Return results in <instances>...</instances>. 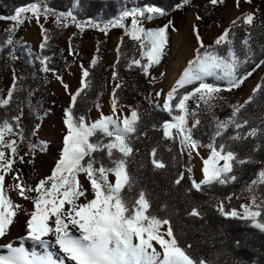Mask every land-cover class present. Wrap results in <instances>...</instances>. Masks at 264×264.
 <instances>
[{
    "label": "trees",
    "instance_id": "1",
    "mask_svg": "<svg viewBox=\"0 0 264 264\" xmlns=\"http://www.w3.org/2000/svg\"><path fill=\"white\" fill-rule=\"evenodd\" d=\"M32 2L41 3V0H0V15L14 14L16 7ZM195 2L196 0H192L191 5L184 6L183 0H82L81 6L73 9L78 0H43V3L57 10H74L79 19H91L101 24L116 18L124 7L155 5L165 8L169 14L162 19L171 22L173 27L169 31V45L161 64L151 70V77L154 78L157 70L165 64L172 35L177 28V22L172 18L177 13L193 8ZM176 4L182 7L173 11ZM253 4L258 15L251 23L246 24L242 17H239L237 23H232L229 27L232 45H221L218 49L214 42L206 45L217 49L223 55H226L231 47L240 62L239 71L252 72L253 75L239 88L213 94L219 99V103L213 107L198 104L194 97L189 101V107L195 108L196 104L199 107L196 108L195 114L187 115L185 122L186 124L190 119L193 120L192 135L203 145L201 148L209 149L206 145L214 142L217 148L224 146L226 155L232 154L231 172L223 173L219 180L201 185L199 189L194 186L191 174L192 158L182 143L180 134L176 133L171 139L164 138L163 122L171 118L162 108H156L151 99L155 84H151L150 77H145L139 69L128 68L133 59L141 58L142 52L138 42L125 35L118 51L119 63L116 64L118 77L124 79L125 83L116 90V95L120 101L118 107L132 105L137 114L130 132L124 135L129 153L123 154L109 148V145L112 146L118 140L116 137H103L102 133H97V136L92 138L93 142L99 140L98 150L94 154L97 167L101 164L111 173L122 166L126 171L127 180L117 195L127 215L133 217L137 210L141 211V201L145 200L147 209L144 212V225L149 227L152 222L169 224L173 237L172 246L184 254L186 264H264V234L252 228L250 222L224 219L218 213L219 203L228 210L235 207L236 210L242 211V203L238 197L264 173V88H259V84L264 80V73L250 98L238 107L239 111L221 101L223 98L243 94L264 70L261 65L264 61V0H253ZM197 11L200 19L196 22V28L201 35H204L209 27L222 21L223 7L219 4H208ZM52 20L53 24L48 30L50 38L43 55L52 57L49 67L58 75L67 70V64L62 60V49L58 45L59 39L67 30H75L71 40L73 49L81 45L85 37H102L98 46L99 59L96 67L92 68L91 62L83 65L90 71V76L85 81L90 87L85 88L77 98L75 109L76 114L85 115L90 124V113L106 91V59L112 36L115 32L123 30L111 29L107 35L94 29H86L81 33L74 25L60 28L54 19ZM10 23L13 24L10 21H0V27ZM126 23L130 27V19ZM143 26L148 28L147 23ZM7 39L8 34L0 36V47L4 49L0 53V92L4 88L3 79L9 68V53L17 49L15 43L14 46H8ZM249 53L251 55L247 63H243ZM17 54L19 58L16 65L19 72L15 85L18 90L13 92L8 107L0 108V123L5 118L15 123L12 117L22 112L21 125L25 135L22 143H27L34 151L43 150L45 146L35 140L33 128L39 127L41 117L46 114L44 104L57 105L58 100L47 86L40 62L31 63L21 51ZM207 82L227 88L225 81L210 78ZM187 90L180 92L183 94ZM234 112L236 115H233ZM229 118L231 123H228ZM220 123H226L227 129L223 135L212 141L215 134L221 131L218 128ZM232 177L236 178L235 182ZM221 180L224 181L223 186ZM255 193L263 200L261 206H264V182L257 186ZM235 241H239V248L234 246Z\"/></svg>",
    "mask_w": 264,
    "mask_h": 264
},
{
    "label": "snow or ice",
    "instance_id": "2",
    "mask_svg": "<svg viewBox=\"0 0 264 264\" xmlns=\"http://www.w3.org/2000/svg\"><path fill=\"white\" fill-rule=\"evenodd\" d=\"M251 3V0H246ZM82 0L73 6V9L81 6ZM192 0H183V5H191ZM211 5L223 3V0H210ZM240 0H236L237 7ZM182 6L176 4L173 11L179 10ZM169 13L165 8L155 5H146L143 7H124L119 15L109 20L107 23H95L91 19L82 20L74 10H57L43 3H28L25 6H18L14 9V14L4 16L0 15V21L13 22V26L7 29V45L14 46L13 36L18 26L26 22L35 20L43 34L44 42L40 44L39 62L42 65L44 73L52 72L56 80L64 87L70 97V104L63 112L62 124L66 129V134L62 138V152L50 175L39 179L34 187L28 186L21 178L20 172L14 169V165L19 162H25L24 156L19 153L20 142L25 139L24 129L21 125L23 113L12 117L15 123L10 119H3L0 123V264H182L183 253L176 249H169L165 259L161 260L159 253L153 249V241L162 246L165 241L157 236L154 228L144 225V215L137 210L133 217L127 215L126 209L120 202L117 195L123 174L116 170L109 172L108 169L98 163L94 154L97 152L98 142H93L92 138L97 133H102L103 137L119 138L122 131L131 130V125L136 121L137 114L131 113V119L124 118V128L121 129L117 107L120 104L116 95V89L112 93L111 111L113 115H103L92 123H88L85 115H77L75 112L77 98L85 88L90 84L85 82L90 76V71L83 68L82 84L78 91L73 94L69 91L68 84L64 83L63 77L49 67L52 57L43 55L49 41V31L41 23V19L47 22L50 18L54 19L57 27L66 28L69 24L74 25L78 32H84L86 29L98 30L107 35L111 29H122L125 36L132 41L138 42L139 49L142 52L140 59H133L128 65L131 69L135 67L145 77H150L149 82L155 84V78L151 77V70L159 66L166 54L169 45V31L173 25L171 22L155 28H146L143 25L151 22L157 17H166ZM130 19V27L126 23ZM200 19V17H197ZM254 19V14H244L242 20L249 24ZM237 22L233 21V25ZM230 30L224 31L215 41L217 49L221 45H232L233 41L229 39ZM196 40L198 47L195 48L193 58L189 59L187 66L176 81L174 87L166 94V99L162 105V110L171 118L163 122L162 131L164 138H174L176 133L181 136L182 143L187 141L193 151L198 150L203 145L197 141L191 128H185L184 124L188 114H195L196 108L189 107V101L199 95H206L209 98L213 94L222 91H232L242 86L244 81L253 75L252 72L239 71L240 62L236 59L232 48L229 47L227 54L223 55L217 49L206 46L199 31L196 30ZM4 49L0 47V53ZM72 54L71 47L69 55ZM12 60L18 59L14 51L9 53ZM247 63L250 53L246 54ZM98 59L91 60V67L95 68ZM119 63V61H117ZM264 66V61L261 62ZM117 72H113V80L117 78ZM210 78L216 81H225L227 88H221L214 83L207 82ZM191 88V90H187ZM259 88H264V80L259 84ZM13 84L12 90L7 93V99L0 98V108H7L13 98V92L17 91ZM180 90H187L181 94ZM255 91V90H254ZM163 94V90L157 93V97ZM150 98V97H149ZM175 102V103H174ZM160 108L159 104L155 105ZM101 106L98 107V109ZM236 111H239L237 108ZM236 115V112L233 113ZM229 118L228 123H231ZM198 123V121H196ZM218 131L213 137L223 135L227 129L226 123L218 124ZM38 128H33V134ZM12 137L6 140L5 136ZM112 146L109 145V148ZM209 148L210 156L203 160L205 167L202 168V175L206 177L203 184H209L219 180L225 172H231L230 161L233 159L231 153L225 154L224 146L217 148L214 142L206 145ZM6 150H10L11 155H6ZM87 158V161H86ZM221 161L224 164L221 165ZM81 174H85L90 183L92 197L88 199L86 190L83 188L79 179ZM114 175L117 180L110 181L109 176ZM6 178L11 182L6 186ZM183 179V177H181ZM235 177L232 181L235 182ZM197 189L201 187L195 179H192ZM179 183V181H177ZM224 185V181H220ZM11 192H17L24 201H30L33 210L30 212L22 205L14 203L10 197ZM34 193V195H31ZM86 202H80L81 198ZM231 200V197H228ZM242 211L233 207L228 210L221 206L218 209L219 215L224 219H239L250 222L251 227L264 234V206L258 204L255 198L251 199L250 204L241 206ZM23 212L25 221L22 227L25 228V235L18 238L14 243L10 237V230L18 213ZM26 242H31L32 249L26 246ZM234 246L239 248V241L234 242ZM58 249L62 254L52 249ZM39 249V250H37Z\"/></svg>",
    "mask_w": 264,
    "mask_h": 264
},
{
    "label": "rangeland",
    "instance_id": "3",
    "mask_svg": "<svg viewBox=\"0 0 264 264\" xmlns=\"http://www.w3.org/2000/svg\"><path fill=\"white\" fill-rule=\"evenodd\" d=\"M210 3V0H196L194 7L188 9L185 12L177 13L172 19L174 22H177V28L174 31L170 43V50L167 54V59L165 60V64L163 67L159 68L155 75V85L151 95V99L155 104H159L162 108V105L166 99V94L171 90L172 87L175 86L174 80L177 77L175 74V69L173 67L176 61H183L184 67L187 66V62L189 59L193 58L195 48L198 47V42L196 40V22L198 21V8H202ZM223 7L222 21L218 24H214L209 27L202 37L205 45L213 43L224 31H228L229 27L236 21L239 17H243L244 14H254V17L258 15V11L253 4V0L251 3H247L246 0H240L239 6L236 5V0H223V3H218ZM197 8V9H196ZM253 20V19H252ZM41 23L44 24V27L49 30L50 26L53 24V20L50 19L47 22L41 19ZM168 22L161 17L154 18L151 22H147L148 28L160 27ZM13 24L10 23L3 27H0V36L3 34H8L7 29L12 27ZM75 34V30L73 28L67 30V32L59 39V46L62 49L63 58L62 60L67 64V70L60 74L63 77L64 83L68 84L69 91L75 94L82 86V71L83 68L81 65H84L87 62H91L92 59H99L98 46L102 42V37L99 35H94L92 37H85L81 45L77 48L73 49L71 46V40ZM124 32L119 30L115 32L112 36L108 55L106 59V68H107V85L105 93L100 97L97 103L94 106V109L90 113L91 123L100 118L101 114L103 115H113L111 111V99L113 90L116 89V85H120V87L125 83L124 79L118 77L113 80V72H116V64L119 58V47L121 45L123 39ZM14 42L17 45V49H14V53L16 57L19 58L17 52L21 51L27 56L28 60L32 63L34 61H39L40 52V44L44 42L43 34L39 25L36 24L35 20L31 22H26L22 26H18L17 31L13 36ZM71 47L72 54L69 55V49ZM12 51V52H13ZM18 59L12 60L9 58V68L6 70V76L3 79V90L0 92V98L7 99V93L12 90L13 84L16 82L18 69L17 63ZM42 70V65H41ZM183 71V70H182ZM182 71L179 74H182ZM43 72V71H42ZM264 73V70L261 71L257 79L252 82L247 90L243 94L234 95L231 98H223L222 102H226L228 106L232 109H236L241 107L252 95L254 90H256L260 77ZM45 78L48 83V88L51 90L52 94L56 97L57 105H52L51 103H45L44 109H46V114L41 117L42 122L38 127V131L35 132V140L44 144L45 148L43 150L34 151L29 147L27 143H22L18 141L19 145V153L24 156L25 162L14 165V169L20 172L21 178L23 179L26 174V169L32 171V173H37L41 170L42 167H48L52 163H54L57 158L60 157L58 154H53L49 151L53 146H63L62 138L66 133V129L62 124L63 112L70 104V97L65 91L63 85L55 79L52 72L44 73ZM117 90V89H116ZM163 90V94L157 97V93ZM196 102L198 104H206L208 106H215L219 103V99L217 96L213 95L209 98L206 95H197ZM101 108L98 109V107ZM135 112L134 107L132 105H124L121 107H117V113L115 115L119 116L121 129L124 128V118L127 116L131 119V113ZM185 128H191L193 130L194 123L193 120L190 119L186 124H184ZM129 131H122L118 140L112 145L110 148L116 149L123 154H128L129 149L126 145V141L124 135L128 134ZM6 140L12 139V137L5 136ZM187 152L191 156L192 160V168L191 174L192 179L194 178L197 183L203 184L205 176L201 177L198 172L193 169V155L189 150V143L187 141L183 142ZM203 158L207 160L210 156V149L199 148ZM6 155L10 156V150H6ZM54 156V157H53ZM57 162V161H56ZM55 162V163H56ZM224 164V161H221V165ZM26 167V169L23 168ZM205 167V164H204ZM34 170V171H33ZM123 174V180L120 185L119 191L124 186L127 180L126 171L122 166L118 169ZM22 174L24 176H22ZM85 174H81L79 179L81 184L83 183V177ZM86 177V176H85ZM110 181L115 182L117 178L114 175L109 176ZM24 181V180H23ZM27 181V180H26ZM11 181L6 178V186ZM264 182V173H261L258 178L247 188V190L238 197V200L244 204H250L251 199L255 198L258 204L262 205L263 200L256 195L255 189L260 183ZM195 186V185H194ZM86 190V188H84ZM87 195V190H86ZM85 200V198H81ZM233 200V199H232ZM141 213L144 215L145 210L147 209L146 201H141ZM222 206L221 203L218 204V209ZM151 228H154V232L157 236L163 239L166 243L165 245H161L156 241H153V247L157 246L159 249L160 259L163 260L166 257L169 249L173 248V237L169 227V224H159L157 222H152L150 224ZM179 251V250H178ZM150 254L152 253L149 250ZM178 259L182 260V264H186L185 257H180Z\"/></svg>",
    "mask_w": 264,
    "mask_h": 264
},
{
    "label": "bare ground",
    "instance_id": "4",
    "mask_svg": "<svg viewBox=\"0 0 264 264\" xmlns=\"http://www.w3.org/2000/svg\"><path fill=\"white\" fill-rule=\"evenodd\" d=\"M174 69H175V74L177 75V77L174 80V83L176 84V81L179 79V72H181L185 67H184V62L183 61H176L173 65ZM66 134V133H65ZM62 147L59 146H53V148H51L49 151L53 154H58L60 155L62 152ZM190 152L193 155V169L195 168V170L198 172V174L203 177L202 175V168H204V164H203V156L201 154V152L198 150V154L196 151H193V149L191 148V146L189 147ZM54 157V156H53ZM57 158L56 160H54L55 162H58ZM52 163L50 166H46V167H42L41 170L37 173H32V171L26 169L25 166H23L24 169H26V176L23 178L24 183L28 186L34 187L35 184L38 183L39 179L45 178L47 175L51 174V171L54 169L55 164L57 163ZM34 171V170H33ZM22 176H24L22 174ZM27 180V181H26ZM83 188H86L87 190V197L88 199L93 198L92 197V192H91V187H90V183L87 181L86 177H83V183H82ZM31 195H34V193H32ZM10 197L12 198L14 203L20 204L22 205V207L24 209H26L27 211H31L33 210V205L31 204L30 201H24L22 200L17 192H11L10 193ZM80 202H86L85 200L81 199ZM16 220L18 222L14 221V225L12 226L11 230H10V237L12 242L14 243V246H18V244L16 243V241L18 240V238L22 237L25 235V228L22 227L24 221H25V215L23 212L18 213V217L16 218ZM26 246L29 248V250L32 249V245L31 242H26ZM39 250V249H37ZM53 251H55L57 253V256H61L62 254H60L58 252V249H52ZM151 252H155V253H159V249L157 248V246H154L153 249H150ZM161 255V254H159ZM160 257V256H159ZM68 264H71V262H68Z\"/></svg>",
    "mask_w": 264,
    "mask_h": 264
}]
</instances>
